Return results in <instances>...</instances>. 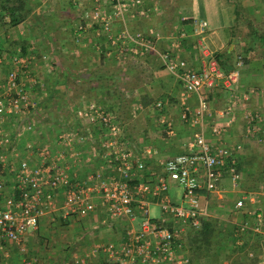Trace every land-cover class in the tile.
Wrapping results in <instances>:
<instances>
[{"label": "built area", "instance_id": "2783aa9c", "mask_svg": "<svg viewBox=\"0 0 264 264\" xmlns=\"http://www.w3.org/2000/svg\"><path fill=\"white\" fill-rule=\"evenodd\" d=\"M69 2L78 10L73 29L78 40L87 29H93L96 36L106 39L109 53H115L118 59L127 51L137 56L153 54L177 75L182 86L184 118L191 114L193 123L203 127L210 112L206 90L222 84L226 90L235 91L244 65L243 56H238L235 68L225 73L216 52L206 41L209 25L206 20H193L194 46L199 50L200 60L197 67H187L174 51L158 46L160 36L154 30L141 32L130 28L132 21L149 18L157 11L150 0ZM185 39L187 34L183 32L175 48ZM95 47L101 49V44L96 42ZM27 67L28 59L20 54L9 58L0 55V251L8 243L24 250L27 235L38 231L42 218L53 212L66 219L88 216L96 209L93 199L96 193L111 220L129 222L120 248L109 246L110 264H188L187 239L211 216L210 195L220 189L226 176L236 186L243 179L236 156L243 143L224 142L228 129L216 124L211 128L215 141L201 132L188 142L184 152L154 168L146 158L152 147L139 149L128 139L114 113L93 103L83 114L87 120L85 130L83 127L62 129L56 135L61 149L32 142L22 144L30 130V115L35 107L23 77ZM31 84H36L34 78ZM192 95L198 99L194 110L188 103ZM236 104L233 99L220 115L234 116ZM156 106L162 108V102ZM243 120L244 137L252 138L264 122V114L259 109L246 108ZM162 123L172 133V121L163 118ZM85 143L96 144L98 156L113 175L103 177L100 169L80 177L70 168L67 161L79 162ZM33 156L37 159H32ZM172 183L181 189L178 203L170 195ZM260 195H264V185L236 200L235 209L245 208L249 201L256 203ZM153 204L159 207L158 217L151 216ZM249 213L252 220L240 224L239 231H249L264 240V212L253 209Z\"/></svg>", "mask_w": 264, "mask_h": 264}, {"label": "crops", "instance_id": "0c3cea01", "mask_svg": "<svg viewBox=\"0 0 264 264\" xmlns=\"http://www.w3.org/2000/svg\"><path fill=\"white\" fill-rule=\"evenodd\" d=\"M25 2L33 10L13 26L9 16L15 11L13 7L21 5L20 0H0V16L4 17L0 19V54L8 58L20 54L28 59L23 77L35 103L32 112L40 115V120H53L56 129L41 126L38 128L41 138L26 135L22 144L32 142L49 145L54 150L61 149L56 135L61 129L83 127L85 130L87 120L83 119V114L90 104L95 103L110 109L122 121L128 139L139 149L151 146L153 151L146 155L148 164L160 168L166 159L184 152L188 142L201 132L215 141L211 128L216 124L228 129L223 141L236 144L241 139L239 134L244 132L243 111L248 106L257 109L256 105L264 110V66H257L258 60L253 58L255 39L264 40V0H150L157 11L149 18L130 23V28L135 31L154 30L160 36L158 46L174 51L178 60L187 67H197L200 60L199 50L194 46L196 37L192 23L195 19L208 22L206 41L216 54L224 55L223 58L229 57L232 52V59L237 61L242 36L254 41L250 50H246L252 59L241 69L235 91L226 90L222 84L206 90L210 112L206 114L203 127L193 123L191 114L184 118L180 100L181 82L153 54L137 56L127 51L118 59L115 53H109L106 39L96 36L93 29H87L80 42L76 41L73 31L76 12L71 3L66 0ZM258 23L261 25L259 29L256 27ZM183 32L187 34V39L175 48ZM96 42L101 44V49L95 47ZM32 78L36 81L35 85L31 84ZM244 96L247 100L243 99ZM233 99L238 104L234 116H221L222 109ZM157 102H162V108L156 106ZM188 103L191 110L196 109L197 97L192 95ZM163 118L172 121V133L162 123ZM45 132L49 135L44 136L42 133ZM256 133L262 138L264 147V122ZM50 135L54 137L52 145L46 144L52 140ZM257 135L250 138L245 146L253 148ZM81 148L83 158L79 162L67 161L78 176L83 177L100 169L103 177L114 174L98 156L96 144L85 143ZM236 156L238 163L242 164L243 147L237 150ZM31 158L37 159L36 156ZM241 183L243 179L236 186L226 176L220 189L208 199L210 217L217 222L218 233L221 227L222 233L234 230V235L238 237L236 243L261 238L251 233L242 234L239 228L244 221L252 220L250 211L264 206L263 195L256 203L249 201L245 208L235 209L236 200L252 192ZM170 195L175 202H180L181 189L175 183H172ZM61 197L60 191L58 198ZM93 199L96 209L86 217L66 219L53 212L42 218L36 232L40 235V242L47 238L53 248L44 246L42 258H33L32 264H110L112 252L109 246L120 248L129 222L111 220L100 196L95 193ZM34 233L30 232L27 237H32ZM12 246L15 245L8 243L0 251V264H3L5 250ZM224 246L226 244L221 248ZM230 252L225 247L220 252V260L223 261ZM20 259L4 258L5 264H21ZM206 263H209L208 259Z\"/></svg>", "mask_w": 264, "mask_h": 264}, {"label": "trees", "instance_id": "16d2710c", "mask_svg": "<svg viewBox=\"0 0 264 264\" xmlns=\"http://www.w3.org/2000/svg\"><path fill=\"white\" fill-rule=\"evenodd\" d=\"M21 5L18 7H13L14 12L10 13V24L15 26L19 24L25 15H28L33 7L28 5L25 0H20ZM0 19L4 17L0 16ZM248 52V51H247ZM249 53V52H248ZM232 52L229 53V57H224V55L216 54L218 61L222 70L225 73H229L235 68V62L232 59ZM1 55V54H0ZM244 64L250 61L249 54L245 57L243 56ZM238 169L243 170L242 164L238 163ZM260 176H257L259 179ZM262 177L259 181H262ZM244 186V182L241 183ZM259 184V183H258ZM255 185L254 188H251L249 191L259 190L260 185ZM257 211L263 212L262 209L257 208ZM217 222L211 217L206 218L203 221L202 227L195 231L191 232L187 239V247L189 249V263L188 264H264V240L261 238H256L254 240H243L240 243H236L237 235H234L235 231H227L222 233V227H218ZM241 233V232H240ZM251 233V232H244ZM243 234V233H242ZM256 237V234L251 233ZM224 248L221 246L225 245ZM228 248L231 252L226 255L223 261L220 260V252ZM11 258H21L18 254H12ZM209 260V263H206V260Z\"/></svg>", "mask_w": 264, "mask_h": 264}, {"label": "rangeland", "instance_id": "374dc122", "mask_svg": "<svg viewBox=\"0 0 264 264\" xmlns=\"http://www.w3.org/2000/svg\"><path fill=\"white\" fill-rule=\"evenodd\" d=\"M66 1L69 2V0H66ZM74 9H75L74 13L76 12V14H77V12H78L77 8L74 7ZM240 19H242V21H243V17H241ZM242 25L245 26V22H243ZM254 25H255V23H254ZM256 27L259 29L261 27V25L258 23L256 25ZM73 29H74V26H73ZM248 29H250V27ZM242 37H244V38H241L240 45L238 46V52H240V53L237 54V57L239 55L245 57L246 53H247L246 50H248V49L250 50V47H251L250 44H251V42H254L251 39H249V37H245V36H242ZM80 40H81V38L79 40L76 38L77 42H80ZM255 41H256V42H254L255 47H253L254 48L253 49V52H254L253 58H256L258 60V62H256L257 66H260V65L264 66V40L263 39H260V40L255 39ZM241 42H243V43L241 44ZM251 59H252V57L250 58V61H251ZM237 60H238V58H237ZM235 64H236V62H235ZM243 68H244V65L242 66L241 69H243ZM241 69H240V73L242 71ZM256 106L257 107H255V108L259 109L260 112L264 114V112H263L264 110L259 105H256ZM248 107L251 108L250 106H248ZM39 121H41L42 124ZM120 122L122 123L121 120H120ZM54 124L55 123L53 122V120H46V119L40 120V115H37V114L35 115L34 113H31L30 120H29L30 130L28 131V134H26V135H32L33 137H40L41 138V135H40L41 132H38V131H40L38 128H40L41 126H46V127H48L49 130L54 129V131H55L56 128H55ZM52 133H54V132L52 131ZM42 134L44 136H45V134L49 135V133H46V132L42 133ZM26 135L24 136V138L26 137ZM239 135H241L240 136L241 139L239 141L243 143L244 162H242V165H243L242 171H243L244 188L246 190H251V188H254L255 185H257L258 183H259L258 185H260V186L264 185V147H262L263 140H260V136L256 134L257 139H255V140L257 143H255L256 145L253 148H251L248 145L245 146V143L247 144V141L250 140V138H245L244 132H243V134L240 133ZM51 137H52V140H50V142L46 143V144H51V142H53V139H54L53 135H50V138ZM238 139H239V137H238ZM258 175L260 176V178L261 177L263 178L261 182L259 181L260 178L257 179ZM260 196L262 199V195H260ZM261 206H263V204ZM262 209H264V206L262 207ZM151 216L152 217H158L159 216V207L155 204L151 205ZM40 239L41 238H40L39 233L35 232L32 235V237H30V238L26 237L24 250H21L20 247H18V246H12L11 248H7L4 252L5 256H2L3 264H5L4 258H11L13 253L21 256V259H20L22 262L21 264H25V262L28 264H32L33 258H42L41 252L44 251L45 247L47 246L49 249H52L53 247H52V245H50L48 243L47 238L41 240V242H40ZM34 241L36 243H33ZM263 258H264V256H263Z\"/></svg>", "mask_w": 264, "mask_h": 264}]
</instances>
